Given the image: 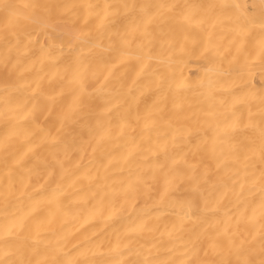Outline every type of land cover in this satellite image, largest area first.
<instances>
[{
	"label": "bare ground",
	"instance_id": "obj_1",
	"mask_svg": "<svg viewBox=\"0 0 264 264\" xmlns=\"http://www.w3.org/2000/svg\"><path fill=\"white\" fill-rule=\"evenodd\" d=\"M0 264H264V0H0Z\"/></svg>",
	"mask_w": 264,
	"mask_h": 264
}]
</instances>
